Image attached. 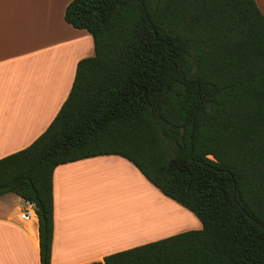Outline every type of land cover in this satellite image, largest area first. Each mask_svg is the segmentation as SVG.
Wrapping results in <instances>:
<instances>
[{
  "label": "trees",
  "instance_id": "trees-1",
  "mask_svg": "<svg viewBox=\"0 0 264 264\" xmlns=\"http://www.w3.org/2000/svg\"><path fill=\"white\" fill-rule=\"evenodd\" d=\"M92 37L67 97L0 158V195L32 203L50 264L52 173L98 155L130 161L193 213L183 230L88 264H264V15L255 0H71Z\"/></svg>",
  "mask_w": 264,
  "mask_h": 264
},
{
  "label": "crops",
  "instance_id": "crops-1",
  "mask_svg": "<svg viewBox=\"0 0 264 264\" xmlns=\"http://www.w3.org/2000/svg\"><path fill=\"white\" fill-rule=\"evenodd\" d=\"M70 1L0 0V158L26 147L44 131L68 95L77 61L93 54L91 35L64 20V9ZM255 2L264 15V0ZM95 176L116 179L128 192L141 191L132 197L124 194L126 201L140 198L142 192L164 204L171 201L119 155H98L57 165L52 173L50 264L102 261L112 252L183 231L180 224L175 229L170 225L173 228L168 230L158 229L156 223L154 233L146 231L145 237L120 233L124 218L109 220L99 211L93 214L91 183ZM113 194L117 199L122 197ZM12 195L14 198L8 193L0 196V203L10 206L0 212V264H40L34 206L31 220L23 221L19 214L31 203ZM164 215L168 220L166 212ZM92 233L100 237H90Z\"/></svg>",
  "mask_w": 264,
  "mask_h": 264
},
{
  "label": "rangeland",
  "instance_id": "rangeland-1",
  "mask_svg": "<svg viewBox=\"0 0 264 264\" xmlns=\"http://www.w3.org/2000/svg\"><path fill=\"white\" fill-rule=\"evenodd\" d=\"M91 52H92V48H91ZM91 189H92V195H93V201H94V203H93L94 206H93V210H92L93 214H95V216L99 212L102 213L104 216L107 214V217L109 220H115L118 218H120V219L123 218L124 213L122 211L124 209V206L123 207H121V206L125 203L123 201H126L125 196L132 197L135 193L140 194V192H141V191L137 192L133 189H132V191L128 192L127 190H129V189L126 190V187L123 184L117 183L116 179L103 180L102 178H99V176H95L94 179L92 180ZM7 193L10 194V196H12L14 198V196H15L14 194H13L14 195L13 196L11 192H7ZM7 193H4V194H7ZM113 193L121 194L122 197L121 198L118 197V199H117L116 197H114ZM128 193H133V194L129 195ZM4 194H2V195H4ZM124 194H126V195L124 196ZM2 195H0V196H2ZM111 201H114L113 202L114 204H112ZM14 203L15 204L19 203L17 198L14 200ZM159 203L161 206L162 205L161 202H159ZM97 204H99V208H97ZM0 205H2V207H0V212L5 211L6 207H7V209L10 207L7 202L0 203ZM161 208H166L165 209L166 211L168 210V212L165 211L166 216L168 217V220L164 219L165 215L162 213H161L162 215H157V216L154 215L153 216V219H154L153 223L155 225H156V223H159L160 228H158V229L167 228L169 230V229H172L173 227L175 229V227H177L178 224H180V226L182 225V227H184L183 230L198 229L201 227L200 222L195 218L193 213L189 212L188 210H186L185 208L181 207L180 205H178L174 202L170 201V202L166 203L165 206H163ZM120 209H121V211H120ZM113 215H115V217L110 219V216H113ZM166 220L169 221V223L163 224V221L166 222ZM155 225H153V226L156 227ZM163 225H165V227H162ZM170 225H173V227Z\"/></svg>",
  "mask_w": 264,
  "mask_h": 264
},
{
  "label": "bare ground",
  "instance_id": "bare-ground-1",
  "mask_svg": "<svg viewBox=\"0 0 264 264\" xmlns=\"http://www.w3.org/2000/svg\"><path fill=\"white\" fill-rule=\"evenodd\" d=\"M159 202L160 201H157L155 197H152V195H150V193L146 194L144 192H142L140 198L133 197L132 199L125 201V203L122 206L120 205L121 207L124 206V209L122 211L124 213L123 214L124 221H123L121 228L119 229V232L120 233L124 232L125 234L131 233L132 235L133 234L139 235L140 238L146 233V231H149V232L152 231L154 233L153 225L155 224L153 223L154 221L153 216L162 215L166 211L165 210L166 208H161L165 206V204L161 203L162 205L160 206ZM166 212H168V210ZM91 235L90 237H94V238L100 237L97 233L96 234L92 233ZM143 237H145V235Z\"/></svg>",
  "mask_w": 264,
  "mask_h": 264
},
{
  "label": "built area",
  "instance_id": "built-area-1",
  "mask_svg": "<svg viewBox=\"0 0 264 264\" xmlns=\"http://www.w3.org/2000/svg\"><path fill=\"white\" fill-rule=\"evenodd\" d=\"M29 203V202H28ZM33 204H29V207H26L22 210L19 214V217L23 221H30L31 220V212H32Z\"/></svg>",
  "mask_w": 264,
  "mask_h": 264
}]
</instances>
